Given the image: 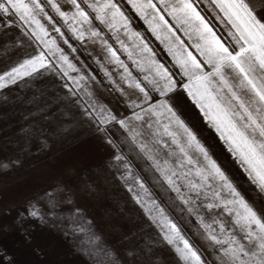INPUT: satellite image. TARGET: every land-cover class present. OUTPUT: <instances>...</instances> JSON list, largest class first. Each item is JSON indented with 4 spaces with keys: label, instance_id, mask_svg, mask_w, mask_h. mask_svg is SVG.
I'll use <instances>...</instances> for the list:
<instances>
[{
    "label": "snow or ice",
    "instance_id": "obj_1",
    "mask_svg": "<svg viewBox=\"0 0 264 264\" xmlns=\"http://www.w3.org/2000/svg\"><path fill=\"white\" fill-rule=\"evenodd\" d=\"M0 41L21 53L0 60V120L20 111L41 151L95 134L136 209L109 239L81 203L95 182L60 179L17 211L27 241L39 220L84 264H155L159 247L175 264H264V0H0ZM0 264H17L4 247Z\"/></svg>",
    "mask_w": 264,
    "mask_h": 264
},
{
    "label": "crops",
    "instance_id": "obj_2",
    "mask_svg": "<svg viewBox=\"0 0 264 264\" xmlns=\"http://www.w3.org/2000/svg\"><path fill=\"white\" fill-rule=\"evenodd\" d=\"M61 2L63 3V0ZM124 6L132 14L130 7ZM135 26L138 30H144V25L138 20ZM150 42L167 62L169 58L160 44L154 39ZM178 96L188 102L185 94ZM23 124L21 112L18 110L9 114L7 119L0 120V161L6 163L37 150L43 164L53 172L57 180H74L75 176L81 175L82 180H87L88 183L94 181L93 186H98V191L92 195L86 191L83 183L79 184L81 203L88 208V218H95V222L109 239H115L121 231H127L128 217L132 216L136 209L127 199V193L119 182L112 178V170L106 167L110 149L95 134L87 129H78L73 134L76 137L74 140L68 134L46 137L48 147L41 151L39 140H29L26 134L20 131ZM87 169L95 170L96 174L89 177ZM156 252L155 264H175V257L170 249L159 247Z\"/></svg>",
    "mask_w": 264,
    "mask_h": 264
},
{
    "label": "rangeland",
    "instance_id": "obj_3",
    "mask_svg": "<svg viewBox=\"0 0 264 264\" xmlns=\"http://www.w3.org/2000/svg\"><path fill=\"white\" fill-rule=\"evenodd\" d=\"M2 43L0 41V44ZM20 55L18 51L6 52L0 48V60L7 58L14 60ZM6 110L9 114L17 111ZM213 139H216L215 134ZM217 143L219 145L220 142L217 141ZM220 151L224 152L222 146ZM224 156L231 161L230 154L224 152ZM16 160H19V163L15 167L0 170V207L14 206L15 208L10 216L0 217V228L5 229L0 230V247L6 248L8 253L15 257L17 264H84L78 250L41 221L30 220L26 225L32 232L30 242L25 239L22 230L15 224L17 211H22L27 201L36 202V199L42 198L46 191L53 193L52 186L59 181L53 172L45 167L37 150ZM37 207L44 211L48 205L40 202L37 203ZM64 215L67 217L70 213H64ZM88 240L87 235H81L79 242L87 244ZM33 248L42 249L47 255L37 258L32 252Z\"/></svg>",
    "mask_w": 264,
    "mask_h": 264
}]
</instances>
